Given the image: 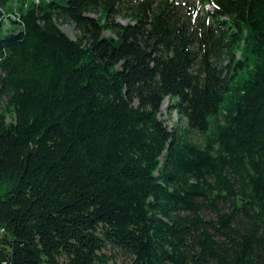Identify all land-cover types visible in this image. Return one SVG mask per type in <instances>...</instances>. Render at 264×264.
I'll list each match as a JSON object with an SVG mask.
<instances>
[{"label":"trees","instance_id":"16d2710c","mask_svg":"<svg viewBox=\"0 0 264 264\" xmlns=\"http://www.w3.org/2000/svg\"><path fill=\"white\" fill-rule=\"evenodd\" d=\"M179 1L0 0V264H264V0Z\"/></svg>","mask_w":264,"mask_h":264},{"label":"rangeland","instance_id":"374dc122","mask_svg":"<svg viewBox=\"0 0 264 264\" xmlns=\"http://www.w3.org/2000/svg\"><path fill=\"white\" fill-rule=\"evenodd\" d=\"M191 4H197V0H180L179 1V9L181 12L188 13L190 12V5ZM205 8H211L210 6H205ZM204 10L203 5H199L197 8L194 9V14H201L202 11ZM114 21H119L121 23H125V20L121 19L120 17L115 18ZM14 26L13 23L10 21H6V23L3 25L2 28V33L7 32V29L11 28ZM60 29L65 32L69 37L71 38H76L77 36V31L74 28L73 24H59ZM105 35L108 33L105 32ZM170 100L166 98L164 102L162 103L161 106V111H162V118L166 120L168 126H173V124L178 123L182 126L185 125V120L181 119L179 120V114L173 110H169ZM179 120V121H178ZM189 135L191 138L195 141H198L201 139L199 134L196 132H190ZM103 252L107 256V264H132L133 257L130 256L128 253L121 251L119 248L115 247H110L109 245L103 250Z\"/></svg>","mask_w":264,"mask_h":264},{"label":"built area","instance_id":"2783aa9c","mask_svg":"<svg viewBox=\"0 0 264 264\" xmlns=\"http://www.w3.org/2000/svg\"><path fill=\"white\" fill-rule=\"evenodd\" d=\"M2 231H3V230H2V229H0V233H2Z\"/></svg>","mask_w":264,"mask_h":264}]
</instances>
